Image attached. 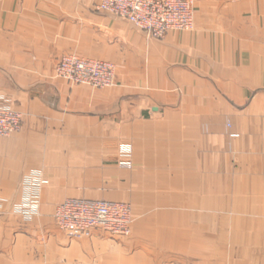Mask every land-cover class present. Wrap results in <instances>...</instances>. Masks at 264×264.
<instances>
[{"label":"crops","instance_id":"crops-1","mask_svg":"<svg viewBox=\"0 0 264 264\" xmlns=\"http://www.w3.org/2000/svg\"><path fill=\"white\" fill-rule=\"evenodd\" d=\"M97 1L0 0V95L24 114L0 138V264H264V0H192L194 29L164 39ZM69 53L114 63L115 84L58 77ZM109 138L141 169L109 162ZM71 198L130 203V238H69Z\"/></svg>","mask_w":264,"mask_h":264},{"label":"built area","instance_id":"built-area-1","mask_svg":"<svg viewBox=\"0 0 264 264\" xmlns=\"http://www.w3.org/2000/svg\"><path fill=\"white\" fill-rule=\"evenodd\" d=\"M95 9L126 19L157 39H164L172 31L193 30L195 27L194 4L191 0H98ZM56 73L74 85L96 89L111 87L116 79L113 63L74 54L60 58ZM23 120V115L11 107L9 100L0 96V138H10L21 133ZM128 145L123 144V148L121 144L119 150L123 159L121 165L125 167H129L130 163L124 157L132 156L131 145ZM44 185L46 180L40 172L31 174L23 182L28 202L23 206V211L29 217L39 212ZM57 204L54 215L56 225L70 238H88L96 231L111 238L125 237L131 233L132 210L127 204L73 198Z\"/></svg>","mask_w":264,"mask_h":264},{"label":"rangeland","instance_id":"rangeland-1","mask_svg":"<svg viewBox=\"0 0 264 264\" xmlns=\"http://www.w3.org/2000/svg\"><path fill=\"white\" fill-rule=\"evenodd\" d=\"M192 1V0H191ZM194 4V3H193ZM69 54H73V53H69ZM64 55H66V54H64ZM74 55H77V54H74ZM77 56H79V55H77ZM85 58V57H84ZM60 60V59H59ZM101 61H105V60H101ZM107 62H109V61H107ZM112 63V62H111ZM58 64V63H57ZM114 64V63H113ZM115 65V64H114ZM116 67V66H115ZM57 74V73H56ZM116 74H117V71H116ZM58 76V75H57ZM115 82H116V79H115ZM1 97H3V98H5V99H7V100H9V102H10V105H11V102H12V100H10V98H8V97H5V96H3V95H0ZM12 107V106H11ZM13 108V107H12ZM14 109V108H13ZM15 110V109H14ZM15 111H17V110H15ZM17 112H19V111H17ZM19 113H21V112H19ZM22 115H23V118H24V114L23 113H21ZM23 124H24V120H23ZM108 140V143H107V150H106V155H107V160L109 161V162H114V163H116L118 166H119V168L120 169H123V170H129V171H133V170H140L141 169V167L140 166H136L135 165V163L133 162V154H134V149H133V146H132V144H130V145H128V146H130L131 147V152H132V156L130 157V158H126V157H124V159H126V162L127 163H130V166L129 167H125V166H122L121 165V163H122V156H121V154L119 153V150H120V147H121V145H120V142H119V140H117L116 138H109V139H107ZM127 144V143H126ZM114 146H116L117 147V150H116V152H115V154H111V153H113V150H111V149H113V147ZM122 147L124 148V146L122 145ZM121 147V148H122ZM134 148H135V146H134ZM115 155V158H112L113 156ZM126 163V164H127ZM42 174H43V172H42ZM44 176V175H43ZM44 179H45V176H44ZM48 182H47V180H46V184H47ZM44 186H46V185H44ZM43 186V187H44ZM43 189V188H42ZM73 199H78V198H73ZM86 200H88V199H86ZM95 201H104V200H95ZM104 202H113V201H104ZM115 203H119V204H127V205H129L130 207H131V210H132V218H133V223H134V214H133V206L130 204V203H127V202H115ZM58 205V204H57ZM55 215V214H54ZM55 220V219H54ZM58 227V226H57ZM132 227H133V224H132V226H131V233L129 234V236H125V237H113V238H111V237H109V236H107L106 234H104V236L106 237V238H109V239H124V238H130V236H131V234H132ZM59 230H61V229H59ZM62 231V230H61ZM64 232V231H63ZM97 232H99V231H96V232H94V234L95 233H97ZM94 236V235H93ZM93 236H91V237H88V238H92ZM69 237V236H68ZM70 238V237H69ZM87 237H84V238H76L77 240H80V239H88ZM71 239H73V238H71ZM174 249V248H173ZM158 251H160L161 253H162V250H159L158 249ZM172 252H173V250H171ZM176 253V252H175ZM160 257V259H159V261L158 262H156L155 261V263L154 264H160V260H161V256H159ZM154 259H156L157 257H153ZM190 260H191V262L189 263V264H195V262H194V256H189L188 257ZM161 264H178V262H174L173 261V259L172 258H169V261L168 262H165V260L161 263Z\"/></svg>","mask_w":264,"mask_h":264}]
</instances>
